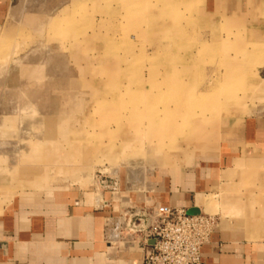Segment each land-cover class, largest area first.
<instances>
[{
	"label": "rangeland",
	"instance_id": "obj_1",
	"mask_svg": "<svg viewBox=\"0 0 264 264\" xmlns=\"http://www.w3.org/2000/svg\"><path fill=\"white\" fill-rule=\"evenodd\" d=\"M256 6L246 15L219 0H10L0 25V211L25 195L208 174L243 122L264 116ZM212 177L203 213L230 227L227 239L264 244L249 229L264 219V146ZM241 210L248 229L237 225Z\"/></svg>",
	"mask_w": 264,
	"mask_h": 264
},
{
	"label": "crops",
	"instance_id": "obj_2",
	"mask_svg": "<svg viewBox=\"0 0 264 264\" xmlns=\"http://www.w3.org/2000/svg\"><path fill=\"white\" fill-rule=\"evenodd\" d=\"M219 1L229 14L243 8L247 15L245 7L250 4L264 10V0ZM9 7L10 0H0V25ZM237 136L232 149H224L210 161L208 174L189 171L174 177V172L160 171L136 191L99 187L14 198L0 211V264H142L143 253L139 249L111 243L124 221V210L170 206L203 213V208H209L205 197L212 186V175L234 167L244 150L264 146V116L245 120ZM247 211L250 213L247 208L243 210ZM241 212L236 214L243 217ZM246 216L239 219L238 227H247ZM256 222L255 228L249 225V229L264 233V219ZM222 228L218 225L212 241L202 247V264H264V244L236 243L227 239L230 227L223 224Z\"/></svg>",
	"mask_w": 264,
	"mask_h": 264
},
{
	"label": "built area",
	"instance_id": "obj_3",
	"mask_svg": "<svg viewBox=\"0 0 264 264\" xmlns=\"http://www.w3.org/2000/svg\"><path fill=\"white\" fill-rule=\"evenodd\" d=\"M102 184L109 189L107 182ZM122 215L124 221L111 243L139 249L142 264H202V247L218 230L215 216L170 206L133 207Z\"/></svg>",
	"mask_w": 264,
	"mask_h": 264
},
{
	"label": "bare ground",
	"instance_id": "obj_4",
	"mask_svg": "<svg viewBox=\"0 0 264 264\" xmlns=\"http://www.w3.org/2000/svg\"><path fill=\"white\" fill-rule=\"evenodd\" d=\"M37 123V122H36ZM40 124V123H39ZM35 126V125H34ZM38 126H40L39 128H41L42 127V125L40 124V125H38ZM41 131H43V128H41ZM44 132V131H43ZM38 134H39V132H38ZM40 135V134H39ZM40 144V143H39ZM35 156H37L36 154H34ZM33 155V156H34ZM26 156V155H25ZM30 165V164H29ZM11 169V168H10ZM12 170V169H11Z\"/></svg>",
	"mask_w": 264,
	"mask_h": 264
},
{
	"label": "water",
	"instance_id": "obj_5",
	"mask_svg": "<svg viewBox=\"0 0 264 264\" xmlns=\"http://www.w3.org/2000/svg\"><path fill=\"white\" fill-rule=\"evenodd\" d=\"M189 213H190V214H197L198 212L195 211V210H191V211H189Z\"/></svg>",
	"mask_w": 264,
	"mask_h": 264
}]
</instances>
